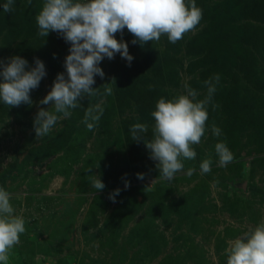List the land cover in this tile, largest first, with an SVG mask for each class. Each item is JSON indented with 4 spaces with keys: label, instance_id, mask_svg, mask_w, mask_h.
I'll return each mask as SVG.
<instances>
[{
    "label": "rangeland",
    "instance_id": "374dc122",
    "mask_svg": "<svg viewBox=\"0 0 264 264\" xmlns=\"http://www.w3.org/2000/svg\"><path fill=\"white\" fill-rule=\"evenodd\" d=\"M6 2L0 0V62L18 55L30 68L39 58L47 72L30 93L31 106L0 101V187L26 222L9 264H227V242L264 221V0H195L202 19L176 43L165 34L133 44L127 28L116 33L131 65L119 53L105 57V75L93 85L99 94L85 96L41 139L33 120L41 107L54 110L39 101L58 73L66 75L70 43L54 31L39 35L44 0H14L9 13ZM205 81L216 90L205 134L192 146L196 158L184 160L173 180L161 179L144 143L154 139L151 113L160 98L186 94V84L203 100ZM105 84L112 95H103ZM101 99L103 115L89 131L85 111ZM135 123L148 126L144 141L132 139ZM218 142L234 155L226 167L219 166ZM205 159L211 171L201 174ZM97 175L103 190L91 186Z\"/></svg>",
    "mask_w": 264,
    "mask_h": 264
},
{
    "label": "clouds",
    "instance_id": "9594fccd",
    "mask_svg": "<svg viewBox=\"0 0 264 264\" xmlns=\"http://www.w3.org/2000/svg\"><path fill=\"white\" fill-rule=\"evenodd\" d=\"M31 3V0H29ZM14 0L3 4L5 13L13 10ZM202 19V9L197 7L195 0H44L41 11L36 16L39 35L47 37L50 31L61 35L70 43L69 54L65 57L64 72L58 73L51 90L39 101L41 105H51L54 109L39 108L33 127L35 139L48 136L59 121L71 117V110L80 106L85 97L99 94L93 87L95 76L104 77L100 67L106 57L113 59L119 53L129 66L133 56L129 53L128 44L122 39L117 40L116 33L125 28L133 34V44L141 45L149 41H159L162 35H167L171 43H176L183 36L193 31ZM47 75L44 62L34 58V66H28V61L21 56L9 58L7 63L0 62V101L8 107H19L21 104L31 106L33 101L30 93L39 87ZM219 80V76L215 78ZM207 95L203 100H197L198 93L185 85L186 94H181L172 100L160 98L155 110L154 139L144 141L141 134L147 132L144 123L131 126L133 140H143L150 150V158L157 162L161 179L171 181L178 172L184 169V160H194L196 151L192 147L201 143L208 120L207 105L215 93V85L205 81ZM113 94V89L105 84L104 96ZM104 100L85 111L83 123L89 131L97 129L103 115ZM215 136L221 134V129L212 127ZM219 157V166L226 167L234 159L233 153L223 142L215 145ZM210 159L200 164L201 174L211 171ZM195 169L189 168L187 176H192ZM138 179L144 175L137 174ZM91 186L103 190L105 184L97 175ZM129 183L125 182V188ZM120 189L109 194V199L115 202ZM10 193L0 187V264H9L10 253L20 243V236L26 231L25 219L14 215L10 203ZM225 249L227 264H264V221L251 228L243 237H237L227 242Z\"/></svg>",
    "mask_w": 264,
    "mask_h": 264
}]
</instances>
